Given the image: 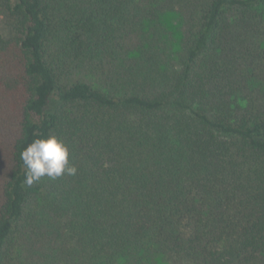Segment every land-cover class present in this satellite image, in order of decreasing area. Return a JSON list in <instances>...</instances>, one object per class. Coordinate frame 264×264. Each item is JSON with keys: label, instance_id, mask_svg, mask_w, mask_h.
Wrapping results in <instances>:
<instances>
[{"label": "trees", "instance_id": "obj_1", "mask_svg": "<svg viewBox=\"0 0 264 264\" xmlns=\"http://www.w3.org/2000/svg\"><path fill=\"white\" fill-rule=\"evenodd\" d=\"M0 264H264V0H0Z\"/></svg>", "mask_w": 264, "mask_h": 264}, {"label": "clouds", "instance_id": "obj_2", "mask_svg": "<svg viewBox=\"0 0 264 264\" xmlns=\"http://www.w3.org/2000/svg\"><path fill=\"white\" fill-rule=\"evenodd\" d=\"M69 148L55 135L37 138L20 153L26 169L24 183L31 186L42 177L57 178L62 174L75 175L77 169L69 165Z\"/></svg>", "mask_w": 264, "mask_h": 264}]
</instances>
